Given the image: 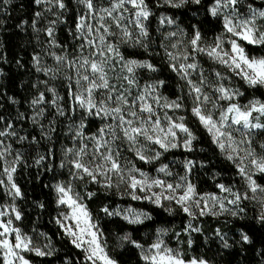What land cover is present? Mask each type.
Segmentation results:
<instances>
[{
	"label": "snow or ice",
	"instance_id": "obj_1",
	"mask_svg": "<svg viewBox=\"0 0 264 264\" xmlns=\"http://www.w3.org/2000/svg\"><path fill=\"white\" fill-rule=\"evenodd\" d=\"M71 2L76 5V15L69 23L66 0H34L37 6L45 7L34 14L32 28L48 38L44 55L53 64L45 65L39 53L32 57L35 71L47 79L33 85L37 94L29 102L30 115L21 112L12 119L0 115V264H31L26 254L51 257L56 251L44 233L34 237L17 224L23 213L16 201L23 200L24 194L14 177L18 166L28 165L24 153L14 150L13 143L36 145L34 165L53 171L50 162L55 159L57 118L69 121L64 135L71 146L61 149L59 162L67 179L46 187L54 193L57 209L52 222L80 252L74 264H118L109 254L101 218L89 209L88 201L97 191L88 185L122 200L146 201L170 216L178 210L188 218L182 229L187 241L180 240L181 232L171 228H158L144 241L134 239L131 233L118 237L138 250L141 264H210L202 256H186L181 246L186 243L192 248V233L201 232L193 221L226 215L243 219L252 204L257 208L255 219L264 224V184L257 179L264 178V98L255 95L264 89V56L252 55L249 50L264 49V7L255 6V0H209L205 10L220 22L221 30L208 38L198 25L193 24L188 31L177 24L175 16L156 11L200 6L202 0ZM44 13L54 18L48 19ZM41 20H46V25L38 28ZM61 24L67 25L71 46L57 37ZM123 48L142 49L149 56L160 57V63L177 79L174 98L161 91L164 80L142 78L144 72L161 71L156 64L149 59L128 58ZM39 85H43L42 90ZM23 120H28L39 135L21 134L16 125ZM91 121H100L94 132L88 131ZM192 122L233 165L243 190H234V185L218 182L213 175L218 192L202 193L191 179L197 161L186 158L182 174L163 162L165 154L173 150L194 151L198 137L190 127ZM42 140L49 143L45 154L39 152ZM138 162L152 165V172ZM199 166L204 167L203 163ZM37 207L44 209L45 205L41 202ZM100 212L129 225L152 219L131 204L104 205ZM170 233L179 241L177 246L171 245ZM41 236L49 242L38 244ZM215 236L223 249L252 243L242 229L237 239L229 238L220 228L215 229Z\"/></svg>",
	"mask_w": 264,
	"mask_h": 264
},
{
	"label": "trees",
	"instance_id": "obj_2",
	"mask_svg": "<svg viewBox=\"0 0 264 264\" xmlns=\"http://www.w3.org/2000/svg\"><path fill=\"white\" fill-rule=\"evenodd\" d=\"M67 3L69 13L66 18L71 23L76 15V8L70 5L69 2ZM208 3L209 0H202V5L200 6L189 4L180 9H156V11L158 13L166 12L168 15L175 16L177 24L188 31H191L193 24L198 25L202 33L206 37L211 38L214 34L219 33L221 25L218 20L209 16L206 12L205 6ZM255 6L264 7V0H255ZM36 11L34 0H7L5 11L0 18V72L2 73L0 76V97L2 98L3 106L10 113L14 112V117L18 113H24L25 105L29 104L36 94L33 85L37 81V75L33 68L32 57L37 53V46L35 44V36L30 30ZM155 27L154 21L153 35H155ZM65 31L60 28L58 39L61 43L69 44ZM249 50L252 55L264 56V49L250 47ZM124 52L127 57L149 59L156 64L161 71L158 73L144 72L142 77L145 80L151 78L164 80L165 87L161 91L164 95L174 98L177 94V79L167 69L166 65L160 63V57L149 56L142 49L124 50ZM255 95L264 98V89L256 91ZM10 97L16 100L17 103L10 104ZM48 118H52L51 113H49ZM98 125L97 121H91L88 131L94 132ZM55 126L57 128L56 133L53 134L55 159L50 162L53 166V171L46 172L43 171L42 167L35 166L34 158L37 146L24 144L21 146L20 151L24 153L23 160L28 166H25L24 163L18 166L14 177L15 182L20 186L24 194V199L16 202L23 213V219L18 222V226L34 237L37 233H44L50 238L52 246L56 249L51 257H36L33 254H28L27 258L30 259L31 264H66L67 261H72L74 264L76 258L80 256L79 250L68 242L67 238L60 233L58 226L52 222L57 209L55 207L54 193L46 185L67 179L66 170L59 168V162L62 158L61 149L65 145L70 146V140L64 135L67 131V125L61 122V118H57ZM190 127L198 137L194 141V151L173 150L165 154L163 162L169 164L173 171L182 174V162L186 158L197 161V167L193 169L191 179L196 184L198 191L202 193L218 192L212 179L213 175L217 176L218 182L234 185V190H243L242 181L236 175L233 165L225 160L218 149L211 144L206 132L196 122H192ZM19 129L21 134L39 135L37 129L28 120L20 121ZM38 147L40 154H45L49 149V143L42 140ZM200 163H203L204 167H200ZM138 164L148 172L153 170L152 165H143L140 162ZM257 179L258 182L264 184V178L257 177ZM88 187L90 190L97 191L96 197L88 201L89 209L94 216L101 218L99 222L104 231L109 254L118 264H141L138 250L118 240V237L123 236L125 233H131L134 239L144 241L152 237L158 228H171L174 232H181L180 240L187 241L189 239L188 235L182 232L188 222V218L178 210L177 214L170 216L162 208H157L146 201L122 200L118 195L105 194L102 190H98L95 185H88ZM78 190L82 191L80 188ZM41 202L45 205L44 209L37 207V204ZM129 204L134 208L149 213L152 219L146 220L140 225H129L119 217L108 218L104 213L100 212V208L104 205L114 208L118 205L126 207ZM256 215V207L249 204L243 219H233L226 215L219 219L203 217L193 221V224L198 226L201 232L192 233L191 238L194 240L192 248H189L186 243L181 245L185 255L202 256L210 264H264V255H262L264 254V224L257 222L255 219ZM225 221L227 222L225 223ZM216 228H220L227 233L231 239H237V233L242 229L251 237L252 243L236 244L232 248L223 249L215 236ZM33 229L36 231L33 232ZM169 237H172L171 245L177 246L179 241L174 238L173 233H170ZM169 237H165V239L168 240ZM48 242L43 236L37 239L38 244Z\"/></svg>",
	"mask_w": 264,
	"mask_h": 264
},
{
	"label": "rangeland",
	"instance_id": "obj_3",
	"mask_svg": "<svg viewBox=\"0 0 264 264\" xmlns=\"http://www.w3.org/2000/svg\"><path fill=\"white\" fill-rule=\"evenodd\" d=\"M66 2H69L70 3V5H72L73 7H75L76 8V5H75V3L74 2H71V0H66ZM5 7H6V2H5V0H0V18H1V16H3V13H4V11H5ZM35 7H36V9H37V11H42L43 10V8L45 7L44 5H40V6H37L36 4H35ZM36 11V12H37ZM69 13V11L65 14V15H67ZM44 15H45V17H47L48 19H53L54 17H51V15L50 14H48V13H44ZM46 25V20H41L38 24H37V27L38 28H43L44 26ZM60 28L61 29H64V30H66L67 29V25H64V24H61V25H59V26H57V37H58V32H59V30H60ZM30 30L32 31V33H33V35L35 36V44H36V46H37V53H39L40 55H41V58H42V61H43V63L45 64V65H51V64H53V61L51 60V58H49V57H47L46 55H44V48H45V44H46V41H47V37H46V35L43 33V32H36V31H34L33 30V28H32V25L30 26ZM66 32V34H67V36H68V40H69V46H71V38H70V36L68 35V32H67V30L65 31ZM124 50H128V51H131V50H140V49H136V48H123L122 49V51L124 52ZM55 51H57V52H59L60 51V49H55ZM124 54H125V52H124ZM126 56V55H125ZM127 57V56H126ZM128 58H130V57H128ZM34 71H35V69H34ZM1 73V72H0ZM35 73H36V75H37V81H36V83H35V85L36 84H38V82L40 81V80H43V79H47L46 77H44L43 76V74L42 73H37L36 71H35ZM143 74V73H142ZM0 76H1V74H0ZM143 78V77H142ZM144 79V78H143ZM51 83V82H50ZM59 82H57V84H58ZM39 87H40V89L42 90L43 89V85H39ZM34 89H35V91H36V94H37V88H35L34 87ZM58 90L61 92V94H63L64 93V89L63 88H58ZM35 94V95H36ZM10 104H11V102H10ZM19 107V106H18ZM16 108V107H15ZM14 108V109H15ZM24 113L25 114H27V115H30L31 114V108H30V103L29 104H27V105H25V107H24ZM0 115H3L6 119H12V118H15L14 117V112H9V110H7L6 109V107L5 106H3V104H2V98L0 97ZM23 121H26V120H23ZM61 122H63V123H65L66 125L69 123V121L67 120V119H65V118H61ZM98 123H100V121H97ZM19 125H20V121L19 122H17V130L21 133V130L19 129ZM32 125V124H31ZM33 126V125H32ZM34 127V126H33ZM9 142H11V141H9ZM21 146L22 145H19V144H14L13 143V149L15 150V149H21ZM70 146H71V141H70ZM9 159H11V157H9ZM77 184H79V182H77ZM4 202H8V200H7V197H4ZM17 202V201H16ZM173 207H175V206H173ZM257 209V208H256ZM17 224H18V222H17ZM40 245H43V244H40ZM28 254H26V256H27Z\"/></svg>",
	"mask_w": 264,
	"mask_h": 264
}]
</instances>
